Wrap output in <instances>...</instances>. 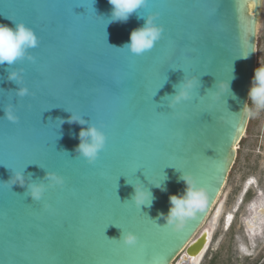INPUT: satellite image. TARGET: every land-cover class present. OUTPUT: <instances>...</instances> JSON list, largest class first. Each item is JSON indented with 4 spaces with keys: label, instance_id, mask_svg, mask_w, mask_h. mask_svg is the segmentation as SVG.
Returning a JSON list of instances; mask_svg holds the SVG:
<instances>
[{
    "label": "water",
    "instance_id": "1",
    "mask_svg": "<svg viewBox=\"0 0 264 264\" xmlns=\"http://www.w3.org/2000/svg\"><path fill=\"white\" fill-rule=\"evenodd\" d=\"M147 4L112 22L108 0H0V24L24 23L38 38L23 59L0 65V264H199L249 120L262 0ZM148 15L161 38L134 55L124 46ZM187 78L197 87L173 106ZM9 106L16 122L5 118ZM88 126L107 137L91 164L76 150ZM17 171L23 186L8 182ZM47 173L65 183L33 200L28 185H47ZM183 174L206 200L174 230L169 197L184 194ZM134 185L151 191L150 206L132 202ZM127 232L135 245L120 240Z\"/></svg>",
    "mask_w": 264,
    "mask_h": 264
},
{
    "label": "clouds",
    "instance_id": "2",
    "mask_svg": "<svg viewBox=\"0 0 264 264\" xmlns=\"http://www.w3.org/2000/svg\"><path fill=\"white\" fill-rule=\"evenodd\" d=\"M111 5L110 19L112 22H126L133 13H139L147 4V0H108ZM163 28L154 22V16L148 15L145 23L131 31L129 41L124 46L130 53L134 55H142L151 50L160 40ZM38 38L34 30L24 23H18L15 27L0 24V65H13L18 60L25 57L26 52L30 48L36 47ZM17 73L12 72L9 79H17ZM197 87V80L187 78L180 84L179 88L171 98V104L174 106L180 101L189 100L192 91ZM229 88V84H228ZM27 93L26 88H20L18 95L24 96ZM250 102V103H249ZM249 117L256 116L260 111L264 110V64L254 70L252 83L248 91V101L242 109ZM5 118L8 121L16 122L18 116L9 106L5 108ZM63 121H61L62 123ZM69 122H77L81 125L86 123L81 117L71 115ZM79 144L76 150L80 153L89 164L94 163L100 152L105 148L107 137L103 131L95 126L81 127L79 131ZM49 183H30L28 185L27 195L33 200L39 201L43 197L45 191L49 187L63 186L64 178L56 173H47ZM181 179L186 184L183 195H171L170 208L166 218V223L179 230L183 227L187 219L193 217L199 210L204 207L206 194L202 187H198L194 179L183 174ZM11 184L19 183L21 186L25 183L22 172H15L8 181ZM156 187H160L157 183ZM132 202L140 206H150L153 196L150 190H146L141 185H134ZM125 245L133 246L137 243V236L132 232L122 233L121 239Z\"/></svg>",
    "mask_w": 264,
    "mask_h": 264
},
{
    "label": "flooded vegetation",
    "instance_id": "3",
    "mask_svg": "<svg viewBox=\"0 0 264 264\" xmlns=\"http://www.w3.org/2000/svg\"><path fill=\"white\" fill-rule=\"evenodd\" d=\"M257 178L254 174L248 175L239 190L231 195L229 206H227V199L224 200L221 193L207 218L210 219L211 215L217 214V222L210 243L199 264H216L215 261L219 258L222 249H231V252L235 249L236 253L249 259L253 258L254 261L262 259L264 180ZM213 249H215L214 253L208 255V252ZM262 261L264 262V259Z\"/></svg>",
    "mask_w": 264,
    "mask_h": 264
},
{
    "label": "rangeland",
    "instance_id": "4",
    "mask_svg": "<svg viewBox=\"0 0 264 264\" xmlns=\"http://www.w3.org/2000/svg\"><path fill=\"white\" fill-rule=\"evenodd\" d=\"M255 60V69L259 66V63L264 64V0H262L261 15L257 27ZM242 138L244 141L239 142L236 146V158L221 190L224 200L227 199V206L231 202V195L239 190L248 175L254 174L255 177L257 176L264 180V110L254 117H249L247 128ZM214 250L209 251L208 255L214 253ZM229 250L222 249L215 263L259 264L264 259V252L261 253L262 259L254 261L253 258L249 259L236 253L235 249H233V252H231V249Z\"/></svg>",
    "mask_w": 264,
    "mask_h": 264
},
{
    "label": "snow or ice",
    "instance_id": "5",
    "mask_svg": "<svg viewBox=\"0 0 264 264\" xmlns=\"http://www.w3.org/2000/svg\"><path fill=\"white\" fill-rule=\"evenodd\" d=\"M145 7H148V4L145 5ZM155 7V6H154ZM156 13V18H158L161 14L159 12H155ZM6 188V187H5ZM52 188V187H50ZM49 208H45V210H48Z\"/></svg>",
    "mask_w": 264,
    "mask_h": 264
},
{
    "label": "trees",
    "instance_id": "6",
    "mask_svg": "<svg viewBox=\"0 0 264 264\" xmlns=\"http://www.w3.org/2000/svg\"><path fill=\"white\" fill-rule=\"evenodd\" d=\"M244 141V139L242 138L241 140H240V142H243Z\"/></svg>",
    "mask_w": 264,
    "mask_h": 264
}]
</instances>
